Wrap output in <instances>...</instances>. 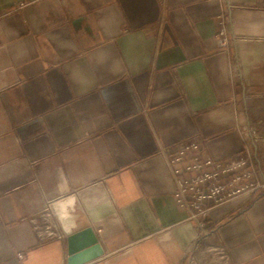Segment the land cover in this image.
I'll list each match as a JSON object with an SVG mask.
<instances>
[{
  "label": "crops",
  "instance_id": "crops-1",
  "mask_svg": "<svg viewBox=\"0 0 264 264\" xmlns=\"http://www.w3.org/2000/svg\"><path fill=\"white\" fill-rule=\"evenodd\" d=\"M245 132L264 174V0H0V264H66L36 226L69 196L86 264H264V192L197 237L161 152L201 134L228 159Z\"/></svg>",
  "mask_w": 264,
  "mask_h": 264
},
{
  "label": "built area",
  "instance_id": "built-area-1",
  "mask_svg": "<svg viewBox=\"0 0 264 264\" xmlns=\"http://www.w3.org/2000/svg\"><path fill=\"white\" fill-rule=\"evenodd\" d=\"M217 18V43L226 47L230 42V19L223 11ZM252 132L255 134L254 129ZM245 135L249 139L247 132ZM205 147V137L192 134L161 151L176 183V202L186 211L185 221L193 223L197 237L211 233L209 216L213 209L237 197L249 203L264 192V174L257 166L249 143L235 157L228 159L205 153ZM36 229L49 236L65 237L62 231L56 234L46 219ZM195 246L193 244L189 250ZM22 255L19 253V257Z\"/></svg>",
  "mask_w": 264,
  "mask_h": 264
},
{
  "label": "water",
  "instance_id": "water-1",
  "mask_svg": "<svg viewBox=\"0 0 264 264\" xmlns=\"http://www.w3.org/2000/svg\"><path fill=\"white\" fill-rule=\"evenodd\" d=\"M72 199V196H69L63 200L53 201L52 208L65 234L66 264H86L103 256L104 246H102L97 232L91 225L75 226L71 223V217L64 210L63 205Z\"/></svg>",
  "mask_w": 264,
  "mask_h": 264
},
{
  "label": "rangeland",
  "instance_id": "rangeland-1",
  "mask_svg": "<svg viewBox=\"0 0 264 264\" xmlns=\"http://www.w3.org/2000/svg\"><path fill=\"white\" fill-rule=\"evenodd\" d=\"M254 135H255V134H254ZM256 136L258 137V135H256ZM246 143H249L247 138H246ZM241 204H242V205H245V204H247V203L244 202V200H242ZM220 253H221V251L218 250V254H220ZM220 255H221V254H220Z\"/></svg>",
  "mask_w": 264,
  "mask_h": 264
},
{
  "label": "clouds",
  "instance_id": "clouds-1",
  "mask_svg": "<svg viewBox=\"0 0 264 264\" xmlns=\"http://www.w3.org/2000/svg\"><path fill=\"white\" fill-rule=\"evenodd\" d=\"M58 207V206H57Z\"/></svg>",
  "mask_w": 264,
  "mask_h": 264
}]
</instances>
